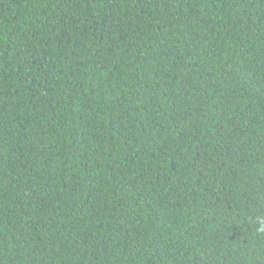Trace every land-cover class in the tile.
<instances>
[{"label": "trees", "instance_id": "obj_1", "mask_svg": "<svg viewBox=\"0 0 264 264\" xmlns=\"http://www.w3.org/2000/svg\"><path fill=\"white\" fill-rule=\"evenodd\" d=\"M264 0H0V264H264Z\"/></svg>", "mask_w": 264, "mask_h": 264}, {"label": "clouds", "instance_id": "obj_2", "mask_svg": "<svg viewBox=\"0 0 264 264\" xmlns=\"http://www.w3.org/2000/svg\"><path fill=\"white\" fill-rule=\"evenodd\" d=\"M262 223H264V222H262Z\"/></svg>", "mask_w": 264, "mask_h": 264}]
</instances>
